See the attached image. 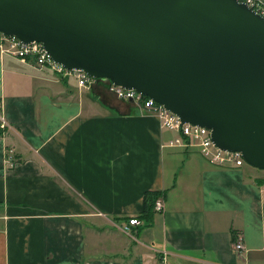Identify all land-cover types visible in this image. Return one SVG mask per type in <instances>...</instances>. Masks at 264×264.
Returning a JSON list of instances; mask_svg holds the SVG:
<instances>
[{"label":"crops","instance_id":"crops-1","mask_svg":"<svg viewBox=\"0 0 264 264\" xmlns=\"http://www.w3.org/2000/svg\"><path fill=\"white\" fill-rule=\"evenodd\" d=\"M0 101V264H264V170L168 146L177 133L105 80L3 56ZM145 192L162 212L142 215Z\"/></svg>","mask_w":264,"mask_h":264},{"label":"water","instance_id":"water-1","mask_svg":"<svg viewBox=\"0 0 264 264\" xmlns=\"http://www.w3.org/2000/svg\"><path fill=\"white\" fill-rule=\"evenodd\" d=\"M0 32L134 89L264 170V19L239 0H0Z\"/></svg>","mask_w":264,"mask_h":264},{"label":"built area","instance_id":"built-area-1","mask_svg":"<svg viewBox=\"0 0 264 264\" xmlns=\"http://www.w3.org/2000/svg\"><path fill=\"white\" fill-rule=\"evenodd\" d=\"M246 4L251 10L264 19V0H239ZM9 56L22 62H31L37 68H48L59 78H73L79 88L89 89L99 80H105L107 89L116 97L129 100L135 103L139 108L153 112L161 128L174 131L176 137L169 140L168 146L193 147L211 164L220 167H239L245 163L240 151L223 150L214 144L211 138V130L204 126L182 122V120L163 105L157 103L134 89H126L115 85L107 79L93 77L82 70H71L57 64L53 61L51 55L45 50L43 44L38 41L30 43L22 42L16 36H7L0 32V57ZM0 101V128L8 126L2 111ZM8 162L10 157L7 158ZM164 210V200L158 196L153 202V211L162 212ZM137 217H130L127 221L118 225V228L126 235H134V228L140 225ZM233 249L240 252L244 249L242 236L235 234ZM166 253L160 258L161 264H166Z\"/></svg>","mask_w":264,"mask_h":264},{"label":"trees","instance_id":"trees-1","mask_svg":"<svg viewBox=\"0 0 264 264\" xmlns=\"http://www.w3.org/2000/svg\"><path fill=\"white\" fill-rule=\"evenodd\" d=\"M1 131V130H0ZM160 196V192H145L144 193V206L142 209V215L147 217L151 212L153 213V202Z\"/></svg>","mask_w":264,"mask_h":264},{"label":"rangeland","instance_id":"rangeland-1","mask_svg":"<svg viewBox=\"0 0 264 264\" xmlns=\"http://www.w3.org/2000/svg\"><path fill=\"white\" fill-rule=\"evenodd\" d=\"M245 164H246V165H249V164H247L246 162H245ZM249 166H251V165H249Z\"/></svg>","mask_w":264,"mask_h":264}]
</instances>
